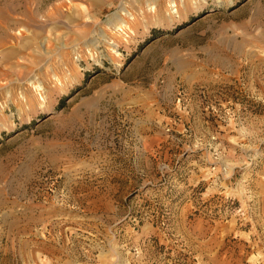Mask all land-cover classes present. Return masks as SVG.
I'll return each mask as SVG.
<instances>
[{"label":"rangeland","instance_id":"obj_1","mask_svg":"<svg viewBox=\"0 0 264 264\" xmlns=\"http://www.w3.org/2000/svg\"><path fill=\"white\" fill-rule=\"evenodd\" d=\"M24 210L0 264H264V0H0V215Z\"/></svg>","mask_w":264,"mask_h":264},{"label":"crops","instance_id":"obj_2","mask_svg":"<svg viewBox=\"0 0 264 264\" xmlns=\"http://www.w3.org/2000/svg\"><path fill=\"white\" fill-rule=\"evenodd\" d=\"M176 25H177L176 23H172L171 27H169V28L176 27ZM179 29H180V27H178L173 32H171V31H157L158 28L156 31L150 29L148 35H146V37L142 39V40H146V38L148 39L146 45L142 47L139 54H136L133 57V59L130 61V63L131 62H137L138 58L142 57V54H143L145 48L148 47L149 45L161 44L166 38L167 39L175 38ZM151 31H152V33H151ZM188 47H194V45L193 46L189 45ZM180 48H181V44L176 42V43H173L171 46H166V48L164 50H162V52L164 54H169V53L180 51ZM134 50H135V48H134ZM165 85H169V77L168 76L166 77ZM2 213L3 214L0 215V225H32L33 223L38 222V220L44 219V215H42V213H40V212L31 213L28 210L22 211V213L19 216L11 214L10 212H7V211H4Z\"/></svg>","mask_w":264,"mask_h":264},{"label":"bare ground","instance_id":"obj_3","mask_svg":"<svg viewBox=\"0 0 264 264\" xmlns=\"http://www.w3.org/2000/svg\"><path fill=\"white\" fill-rule=\"evenodd\" d=\"M173 6H174V4H173Z\"/></svg>","mask_w":264,"mask_h":264}]
</instances>
